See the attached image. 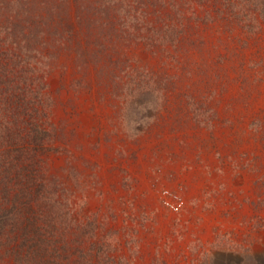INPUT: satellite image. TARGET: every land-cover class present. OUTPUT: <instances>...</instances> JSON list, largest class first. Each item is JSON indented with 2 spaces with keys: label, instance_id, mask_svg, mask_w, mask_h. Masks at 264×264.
Segmentation results:
<instances>
[{
  "label": "rangeland",
  "instance_id": "obj_1",
  "mask_svg": "<svg viewBox=\"0 0 264 264\" xmlns=\"http://www.w3.org/2000/svg\"><path fill=\"white\" fill-rule=\"evenodd\" d=\"M63 1L21 264H264V0Z\"/></svg>",
  "mask_w": 264,
  "mask_h": 264
},
{
  "label": "trees",
  "instance_id": "obj_2",
  "mask_svg": "<svg viewBox=\"0 0 264 264\" xmlns=\"http://www.w3.org/2000/svg\"><path fill=\"white\" fill-rule=\"evenodd\" d=\"M255 1L259 8V0ZM63 2L0 0V113L7 109L0 114L4 116L0 124V252L9 253L14 264H21L20 245L27 240L34 245L38 232L27 229L31 219L21 216L22 209L28 212L31 198L37 195L48 201L50 191L63 189L55 177L40 171L39 157L54 149L51 129L44 126L43 107L50 98L41 90V77L58 50L70 45V28L61 15ZM10 184L14 192L8 199ZM19 194L25 196L24 202Z\"/></svg>",
  "mask_w": 264,
  "mask_h": 264
},
{
  "label": "built area",
  "instance_id": "obj_3",
  "mask_svg": "<svg viewBox=\"0 0 264 264\" xmlns=\"http://www.w3.org/2000/svg\"><path fill=\"white\" fill-rule=\"evenodd\" d=\"M160 204L171 212H178L183 205V198L180 192L169 187H161L158 190Z\"/></svg>",
  "mask_w": 264,
  "mask_h": 264
}]
</instances>
